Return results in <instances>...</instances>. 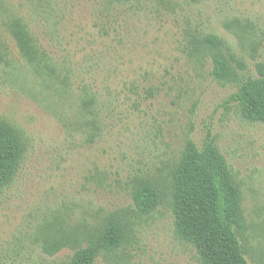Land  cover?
<instances>
[{
    "label": "rangeland",
    "instance_id": "rangeland-1",
    "mask_svg": "<svg viewBox=\"0 0 264 264\" xmlns=\"http://www.w3.org/2000/svg\"><path fill=\"white\" fill-rule=\"evenodd\" d=\"M215 56L231 80L214 77ZM261 66L264 0H0V121L25 148L0 191V264H70L109 218L127 239L96 264H202L175 232L173 174L209 132L242 193L245 257L264 264V122L229 101ZM145 182L161 195L150 215L133 199ZM51 240L66 247L49 256Z\"/></svg>",
    "mask_w": 264,
    "mask_h": 264
},
{
    "label": "trees",
    "instance_id": "trees-1",
    "mask_svg": "<svg viewBox=\"0 0 264 264\" xmlns=\"http://www.w3.org/2000/svg\"><path fill=\"white\" fill-rule=\"evenodd\" d=\"M10 31L21 54L29 62H39V49L26 26L14 19ZM206 44L213 49L221 46L216 37H208ZM213 65L216 79H232L233 68L226 58L215 56ZM259 73L260 78L244 82L229 99L249 122H264V67H259ZM24 151L18 132L0 121V191L14 181ZM133 199L139 214L150 215L160 205L161 195L145 182L134 190ZM173 199L176 235L194 246L202 264H248L241 240L247 230L242 193L210 132L201 147L192 141L186 144L173 174ZM126 239L124 225L109 218L85 247L76 250L70 264H96L102 254L114 253ZM64 247L63 241L51 240L43 250L55 256Z\"/></svg>",
    "mask_w": 264,
    "mask_h": 264
}]
</instances>
